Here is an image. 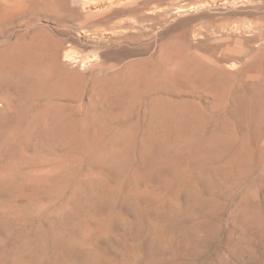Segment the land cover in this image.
<instances>
[{
    "label": "rangeland",
    "instance_id": "1",
    "mask_svg": "<svg viewBox=\"0 0 264 264\" xmlns=\"http://www.w3.org/2000/svg\"><path fill=\"white\" fill-rule=\"evenodd\" d=\"M91 254L264 264V0H0V264Z\"/></svg>",
    "mask_w": 264,
    "mask_h": 264
},
{
    "label": "bare ground",
    "instance_id": "2",
    "mask_svg": "<svg viewBox=\"0 0 264 264\" xmlns=\"http://www.w3.org/2000/svg\"><path fill=\"white\" fill-rule=\"evenodd\" d=\"M49 4V3H48ZM48 6V5H47ZM4 13V12H3ZM261 63V62H260ZM249 64V63H248ZM260 67V66H259ZM133 71H134V69H133ZM132 81V80H131ZM256 84V83H255ZM169 85V84H168ZM173 85V84H172ZM251 90V89H250ZM144 92H146V91H144ZM244 93V92H243ZM247 93V92H246ZM144 96V95H143ZM245 96V95H244ZM251 96V95H250ZM256 99V98H255ZM258 99V98H257ZM260 99V98H259ZM258 99V100H259ZM256 103V102H255ZM242 104V103H241ZM262 105V104H261ZM238 106V105H237ZM157 107V106H156ZM160 107V106H159ZM256 107V106H255ZM186 108V107H185ZM188 108V107H187ZM185 110V109H184ZM156 111V110H155ZM189 112V111H188ZM192 112V111H191ZM190 112V113H191ZM168 121V120H167ZM183 124V123H182ZM169 125V124H168ZM152 127V126H151ZM170 127V126H169ZM156 128V127H155ZM158 128V127H157ZM156 128V129H157ZM168 128V127H167ZM150 129V128H149ZM166 129V128H165ZM154 132H155V130H153V129H151V130H148V132H147V136L144 138V140H143V142L141 143V152H143V153H145V152H147L148 151V149H149V147H150V141H149V138L150 139H152L153 138V135H154ZM142 133V132H141ZM158 133V132H157ZM160 133V136H162V137H165L167 134H166V131H164V129H163V127H162V131L161 132H159ZM121 136V135H120ZM129 136V135H128ZM131 136L132 135H130L129 137H127V135H126V137H127V139L123 142V145H122V150H121V153L123 154V152L122 151H124V155H123V160H124V162L126 163V165L129 163V161H130V155H131V151H132V147H133V138H131ZM136 136V135H135ZM151 136H152V138H151ZM159 136V135H158ZM125 137V138H126ZM162 137H161V139H162ZM158 138V137H157ZM159 139H160V137H159ZM159 142V141H158ZM93 143V142H92ZM163 143V142H162ZM212 156V155H211ZM221 167V166H220ZM218 169H219V167H218ZM183 170H185V171H183ZM173 177L175 178V185H176V188L179 190V189H181L182 191H183V189H184V191L186 192H188L189 193V191L192 193H194L195 192V190H194V188L193 187H195L194 185H195V181H194V178H192L191 179V177L189 176V172L187 171L186 172V168H184V167H179V168H174L173 169ZM219 172V171H218ZM199 174H201V171H199L198 172ZM208 175V174H207ZM216 175V174H215ZM193 176V175H192ZM190 177V178H189ZM194 177V176H193ZM164 181V180H163ZM193 181H194V185H193ZM180 190V191H181ZM180 191H178V193L180 192ZM177 194V193H176ZM177 196V195H176ZM176 196H173V198H172V200H170L169 202L170 203H168L169 205H168V207H173V206H176V204H177V198H179V196H180V194H179V196L178 197H176ZM96 197V196H95ZM179 200V199H178ZM164 202V201H163ZM167 202V201H166ZM176 202V204L174 205V203ZM97 217V216H96ZM99 220V219H98ZM94 225V224H93ZM91 227V226H90ZM161 227V226H160ZM159 226H158V224L156 223H154V222H152L151 223V228H152V233H151V235H152V239H153V241L155 242V241H157V242H160V241H162V239L163 240H165L164 238L166 237L165 235V233L161 230V228H160ZM91 228H93V226L91 227ZM108 225L106 226V222L104 221V220H100V221H98L97 222V226H96V230H97V234H99V233H103V232H105V231H107L108 229ZM88 229V228H87ZM93 233V232H92ZM104 234V233H103ZM92 236V235H91ZM169 237V236H168ZM167 238V237H166ZM97 239V238H96ZM168 239V238H167ZM93 240H95V239H93ZM90 241V240H89ZM96 241V240H95ZM91 243V242H90ZM131 248V247H130ZM97 251V250H96ZM134 252V251H133ZM136 254H137V252H136ZM138 255V254H137ZM85 256V255H84ZM87 257V256H86ZM103 257H105L104 255H103ZM103 257H100L99 255H97V254H91V256H89V258H85L84 260L82 259L81 261H80V263L79 264H130L127 260H123V261H112V260H110V259H107V256H106V258H103ZM135 257H137V256H135ZM125 258V257H124ZM76 260V259H75ZM119 260V259H118ZM122 260V259H121ZM66 264H71V262H65Z\"/></svg>",
    "mask_w": 264,
    "mask_h": 264
}]
</instances>
